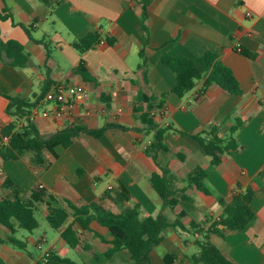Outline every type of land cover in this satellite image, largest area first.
I'll return each instance as SVG.
<instances>
[{"label":"crops","instance_id":"obj_1","mask_svg":"<svg viewBox=\"0 0 264 264\" xmlns=\"http://www.w3.org/2000/svg\"><path fill=\"white\" fill-rule=\"evenodd\" d=\"M136 1L0 0V15L8 17L0 20V40L19 43L31 62L26 68H13L0 61V130L11 121L6 113L8 96L35 101L58 83L87 87L90 114L76 112L73 121L39 119L34 125L42 136L69 124L90 130L108 124L126 128L107 129L99 138L80 134L67 149L56 146L50 168L40 177L29 164L30 155L0 159V196L8 194L1 187L4 177L25 193L41 185L55 198L36 204L35 216L38 220L41 215L45 222L48 205L67 209L66 202L76 207L98 203L113 214L136 205L142 218L161 215L169 225L179 219L178 226L162 231L160 243L149 252L150 264H191L200 238L191 224L209 225L234 193L249 188L255 193L250 203L253 223L245 231L212 235L210 241L236 264H264V0H152L146 8L147 33L141 28ZM90 33L98 35V43L80 54L73 43ZM206 52L215 53L231 69L241 95H228L215 86L203 92L201 82L181 98L171 93L175 75L161 57L196 59ZM80 62L89 82L73 74ZM196 93L200 95L194 99ZM147 105L154 124L172 128L164 135L171 151H159L155 161L145 153L154 132L139 119ZM138 106L141 112L136 113L133 108ZM236 118L244 120L234 135L240 148L224 155L218 166L210 164L196 141L180 134L218 125L219 136L225 138ZM181 152L186 155L183 161L174 155ZM196 165L206 173L209 196L187 185ZM161 169L175 188L173 209L163 206L150 183L152 174L162 175ZM72 221L70 217L66 225ZM38 223L34 231L39 230ZM47 227L48 234L17 230L15 237L19 234L17 239L26 248L0 245V264H38L49 252L76 264L130 262L127 250L105 258L111 237L96 222L88 230L73 225L79 239L74 249L59 231L48 223ZM4 235L0 228V236Z\"/></svg>","mask_w":264,"mask_h":264},{"label":"trees","instance_id":"obj_2","mask_svg":"<svg viewBox=\"0 0 264 264\" xmlns=\"http://www.w3.org/2000/svg\"><path fill=\"white\" fill-rule=\"evenodd\" d=\"M47 4L48 0H40ZM152 0H137L136 5L141 11L142 30L147 33V12L146 8ZM7 16H1L0 20L7 19ZM27 32V31H26ZM39 43V42H38ZM42 43V42H40ZM98 43V35L95 33L87 34L82 39L73 43L74 48L82 54L84 51L92 48ZM140 58H143V52H139ZM0 61L13 68H26L31 65L29 55L24 51L23 46L15 41L2 42L0 40ZM161 62L175 75V83L171 88V93L177 97H183L201 82L202 91L215 86L228 95H241V89L233 72L228 67L218 61V56L213 52H206L196 59L186 57L162 56ZM73 74L79 75L83 81L89 82L91 77L84 70L83 63L73 70ZM42 97L35 101L24 100L19 97L8 96L6 113L11 121L0 130V136L9 137L6 146L0 147V159L4 161L24 159L30 155L29 164L36 169L40 177L51 166V158L55 156L54 148L61 146L64 149L70 147L75 138L80 134L99 138L107 129L118 128L125 130L123 126L108 124L105 127L90 130L82 125L69 124L61 131L51 136H42L34 123L25 127L17 128L19 121L32 108L40 104ZM151 100H153L151 98ZM150 99L147 102L151 101ZM139 115L140 121L146 125L147 130L153 131V141L145 153L155 161V155L159 151H171L164 142V135L172 128L166 126L158 127L149 118V108ZM134 112H141V108L134 107ZM235 124L229 129L225 138L219 136L221 126L209 125L207 128L195 134H183L198 143L205 155L210 158V164L220 165L222 157L237 151L240 146L234 135L236 131L244 124V120L236 118ZM174 155L183 161L185 152L174 153ZM161 174H152L150 183L163 202L164 207L173 209L177 205L174 198L175 188L172 179L168 176L166 170L161 169ZM206 173L199 165L193 167L188 174L187 185L196 191L209 196L210 191L205 185ZM2 189L8 194L0 196V228L6 235L0 236V245H11L19 250H25L26 243L15 237L17 230H24L28 233L33 232L39 226L35 216L36 204L41 203L44 198L55 201V198L40 189L36 185L29 192H23L13 180L4 177ZM255 193L247 188L244 192L234 193L230 202L224 206L219 218L209 225L191 224V229L200 236L196 241L198 254L191 257V264H236L225 253L216 248L210 241L212 235L224 236V232L245 231L255 220V213L250 207ZM127 197L125 196L124 200ZM67 209L47 206L46 222L51 229L60 232L62 240L72 249L79 244L73 225L76 224L81 230H88L92 222L105 227L111 237V247L104 253L105 258L109 259L115 253L121 250H127L130 254L128 264H150L149 252L161 241L162 231L171 226L179 225V219L172 224H167L161 216L140 217L139 207L125 208L120 214H113L102 208L98 203L76 207L66 202ZM73 221L66 225L69 218ZM207 225V227H206ZM104 241L103 238H101ZM38 264H76L67 258H61L51 252L43 256Z\"/></svg>","mask_w":264,"mask_h":264},{"label":"built area","instance_id":"obj_3","mask_svg":"<svg viewBox=\"0 0 264 264\" xmlns=\"http://www.w3.org/2000/svg\"><path fill=\"white\" fill-rule=\"evenodd\" d=\"M245 16L250 17V12H245ZM104 44V41L99 42ZM240 52V48L236 49ZM200 93L194 94L192 97L195 99ZM89 99V91L85 86L67 85L58 83L53 85L50 90L46 93L40 104L32 108L18 123L17 128H22L30 123H35L39 119H53L63 120L68 119L74 120L76 112H81L84 116L90 114V110L87 106ZM9 142V137L0 136V147L6 146ZM40 189H43L39 185ZM198 235L195 234V237ZM44 241V240H42ZM48 253H45L47 255Z\"/></svg>","mask_w":264,"mask_h":264},{"label":"rangeland","instance_id":"obj_4","mask_svg":"<svg viewBox=\"0 0 264 264\" xmlns=\"http://www.w3.org/2000/svg\"><path fill=\"white\" fill-rule=\"evenodd\" d=\"M37 217H38V221L40 222V228H39V230L34 231V232H35V233H40L41 230H45V231L47 232V234H48V233L50 232V229H48V227H47V223L45 222V220L43 219V217H42L41 215L38 214ZM19 232L23 233L22 231H19ZM185 235L188 236V234H185ZM16 236H17V238L20 239L19 234H17ZM72 256H75V255L72 254ZM75 257H76V256H75Z\"/></svg>","mask_w":264,"mask_h":264}]
</instances>
